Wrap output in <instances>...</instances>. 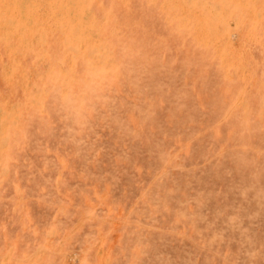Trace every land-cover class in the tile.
<instances>
[{"label": "rangeland", "instance_id": "1", "mask_svg": "<svg viewBox=\"0 0 264 264\" xmlns=\"http://www.w3.org/2000/svg\"><path fill=\"white\" fill-rule=\"evenodd\" d=\"M0 264H264V0H0Z\"/></svg>", "mask_w": 264, "mask_h": 264}]
</instances>
